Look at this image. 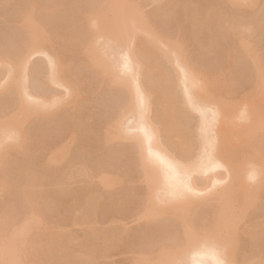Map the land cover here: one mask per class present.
<instances>
[{
    "label": "rangeland",
    "instance_id": "1",
    "mask_svg": "<svg viewBox=\"0 0 264 264\" xmlns=\"http://www.w3.org/2000/svg\"><path fill=\"white\" fill-rule=\"evenodd\" d=\"M101 5L102 9L98 10L103 14L98 20L99 27L111 29L106 27L111 24L116 28L121 22L128 21L133 12H137L139 18L145 20L146 28L159 35L161 42L158 47L169 55L180 54L179 58L187 59L195 67L206 71H215L219 66L229 64L237 86L234 83V86L231 84L232 87L225 86L228 93L224 92L225 89L222 90L223 84L222 87L219 85L221 88L217 87L219 90L214 88L218 85L213 87L216 90L213 91V99L219 105L227 103L233 106V115L226 121L229 129L238 131L240 128L239 131H243L242 126L248 125V121L247 123L236 116L241 114L242 108L243 112L250 111L252 105L250 108L245 107V103L248 99L254 103L251 95L255 98L257 95L259 102H262L261 98L263 100L264 91H260V85L255 86V90L250 89V86L246 87L245 84L254 82L255 77L252 80L248 58L241 56L233 48L238 44H245L256 54L260 61L259 67L264 68V0H240L236 5L227 4L225 0H0V125L6 124L16 132L20 131L16 135L18 139L15 138L14 142L4 140V146L0 147V177L7 184L4 188L0 182V214H7L6 226L4 223L3 226L0 225V264H44V260H49L52 256L50 251L47 252V247L53 244L66 248L65 254L62 251L64 247L59 249L65 258H69L65 261L70 264L74 263L75 258L87 254L92 260L89 262L81 258L79 264H153L156 261L155 256L149 253L154 252L158 244L167 243L170 236H180L178 224L182 218L188 217L193 221L191 228L194 231H200L202 225L208 228L206 230L211 229L210 208L218 201V190H221L220 186L226 180L211 190L208 188L210 191L206 190L207 193L205 191L192 206L181 203L177 204L176 209H172L170 206L173 204H164L167 208L170 205V209L145 219L142 217L144 208L141 206L144 204L142 197L144 191H147V183L134 162L131 140H101L103 124L113 117L125 99V93L114 82L127 75L120 72L116 76L101 72L96 74L86 67L88 53L82 49L85 41L83 18L88 11ZM170 7L172 11L168 14ZM165 8L169 9L166 13L163 10ZM211 10L214 13H225L229 24L252 23V30L237 35L226 28L224 21L209 24L213 25V30L211 26L206 27L207 29L195 28L192 24L194 16L200 22L205 17L208 20L207 13ZM24 12H31L38 25L51 32L52 38L48 45L61 52L57 67L62 71L63 77L67 78V83L74 84L72 87L76 89L74 95L77 97L68 96L65 88L60 85L50 84V56L34 55L29 58L25 72L15 76L33 97L28 99L29 106L42 100L49 101L53 96L61 101L56 108H52V113L45 114L43 118L25 114L20 121L17 116L20 110L16 94L5 87L7 70H10L5 57L16 59L26 45L28 30L25 23L22 26L23 22H20ZM140 35L126 37L125 46L133 48L137 40L141 39ZM104 41L102 38L97 39L93 49L98 51L100 43ZM168 45H171L173 55ZM228 49L231 51L229 60L228 54L226 55L229 53ZM51 51L48 48V52ZM136 59L144 60L138 55ZM159 62L162 67L169 68L165 70H172L163 57H160ZM145 75L144 71L140 76L141 81H147ZM217 78L223 80L224 76L217 74ZM218 83L219 81L216 84ZM156 84H159L157 78L153 83L147 84V95L152 103L158 100ZM178 89L175 91L180 94ZM232 89L236 91L230 93ZM180 107L186 109L182 105ZM254 107L253 104L251 109ZM151 110L150 116L159 127L158 110ZM182 113V122L186 127L183 125V130L194 141L190 156L193 158L198 150L196 128L199 118L198 114L189 110ZM176 114L179 118L178 111ZM15 116L16 120L13 121ZM254 124L253 127L249 125L250 130H255L248 140H251L250 145L259 140L257 147L264 151V136L260 138L264 135V123ZM160 135V140L164 143L162 133ZM53 146L60 147L67 153L60 150L65 154L60 164L46 162ZM172 149L174 148H169L173 151L171 154L178 155ZM236 152L239 162L244 164L253 163L250 157L256 156L249 146H243V150L239 147ZM78 168H83L85 172L77 173ZM222 172L224 173L219 170L215 174L223 178ZM102 173H106L103 178ZM119 175L123 180H120ZM30 177V181L37 180L38 183L27 186V179ZM105 178L110 180L109 183H103ZM261 179L257 197L248 206L246 217L235 219L239 212L232 215L236 245L232 247V258L227 264H264V245L255 260L257 263H248L247 260L251 257L247 236L251 225L261 220L264 209V169ZM246 186L249 192L254 188L250 181ZM23 190H31L29 199L21 196ZM157 205H154L155 210L159 207ZM37 214L41 216L40 222L30 219ZM21 225L26 229L24 233ZM107 235L112 236V241L104 243L103 239ZM18 238L15 251L6 253V247ZM68 238L69 242L65 240ZM58 251L51 253L58 257ZM63 254L60 256L64 257ZM42 255L45 258L43 260ZM56 259L52 261L57 262ZM48 260L45 264L51 263Z\"/></svg>",
    "mask_w": 264,
    "mask_h": 264
},
{
    "label": "bare ground",
    "instance_id": "2",
    "mask_svg": "<svg viewBox=\"0 0 264 264\" xmlns=\"http://www.w3.org/2000/svg\"><path fill=\"white\" fill-rule=\"evenodd\" d=\"M225 1L227 4L236 5L240 0ZM170 6L172 7V5ZM166 8L163 10H166ZM98 9H102V5L99 8L88 11L85 14V18H83L85 22V41L83 42L82 49H84L86 54L88 53L87 64L85 63L87 65L86 67L96 74L98 72L115 76L119 72L127 74L125 77L118 78L114 82V85L120 86L123 93H125V99L113 117L103 124L101 140L104 142L113 139L129 138L131 140L135 154L134 162L139 173L147 183V191H144L145 194L143 193L144 197H142L144 204L141 201L143 204H141V207L144 208L142 210V217L149 219L153 214L164 212L170 209V207L176 209L177 204L181 205V203H187L192 206L200 196H203L208 188L211 190V188L216 187L223 180H226L225 184L220 186L221 190H218V201L210 208V216L212 219L211 229L206 230L208 228L202 225L200 231H194L191 228L193 221L188 219V217L187 219L186 217H184L185 219L182 218L178 224L180 236H170L168 240L170 243H160L154 252L149 253L155 256L154 260L156 261L153 264H227L232 258V247L236 245V234L233 230L234 219H232V215L239 212L235 216V219L238 217L242 219L246 217L247 208L257 197V192L260 189L258 184L263 177L264 151L257 147L258 139L257 142L255 140L254 144L250 145L251 140H248V137L255 130V128L250 130L254 123V125L264 123V96L263 100L261 98L262 102H259L260 99L257 95L256 98L254 95H251L254 103L248 99L245 107L248 106L250 108L252 105L251 108H253L254 104V109L250 108L249 111L245 108L247 111L244 110L243 112L244 108L241 107L242 112L239 114L240 116L235 115L237 118H242L246 122H249H247V126H242L243 131H239L240 128L238 131L236 129L234 130V128L229 129L226 127V121L233 115V106L227 103L219 105L213 99V91L215 90H213V87L215 85H218L214 87L216 90L219 85L221 87L224 85L222 87L224 91L226 87H232L236 83L234 82L235 78H232L233 72L229 64H226L224 67L221 65L215 71H206L197 66L195 67L187 59L180 57L182 59L181 61L179 58L180 54L174 56L169 55L158 47V44L161 42L159 35L150 31L149 28H146L147 25L144 24L145 20L142 21L137 12H133L128 21L121 22L116 28L111 24L106 26L111 29H105L102 26L99 27L98 20L103 13ZM168 10L164 11V13ZM171 11L172 9L168 11V14ZM32 15L31 12H27L24 16L22 14L23 17H21L22 21L20 22H23L21 25L24 26L25 23V27L28 30L26 45L21 51L22 54L16 56V59H11L13 57H5L6 64L10 67V70H7V84L5 87L6 89H12V92L16 94L15 98L16 101L18 100V108L20 110L17 116L20 118V121L25 114L43 118L45 114L52 113L50 112L52 108H56L61 101L51 95L53 97H50L52 99L49 101L42 100L40 103L35 102L33 103L34 105L29 106L30 100L28 99L33 97L26 91L23 84L16 80L15 76L25 72V67H27L30 61L29 58L34 55L43 54L48 57L50 56L49 58L47 57L50 60V64H48L51 65V68H48L49 70L51 69L49 72L50 75L48 74V77L51 76L48 79L50 84L60 85L65 88L68 96L77 97L74 95L76 89L72 87L74 84L67 83V78L63 77L62 71L57 67V59L62 56L61 52L57 48L48 45L52 38L51 32L44 29L41 25H38L35 17L33 18L34 15ZM207 17L209 18L208 20L205 17L204 21L200 22L194 16L192 21L193 26L195 28L204 27L205 29L211 26V29H214L212 27L213 25L209 24L224 21L226 28L234 31L237 35L251 31L253 26L252 23H250L252 25L249 23L245 25L240 22L229 24L227 23L228 18L226 14L220 11L214 13L211 10L207 13ZM254 22H257V20H254ZM134 34H141V39L137 40L133 48H127L125 46L126 37L129 35L133 36ZM101 38L105 41L100 43L98 51H96L93 49V45L97 39ZM48 48L52 49L51 53L48 52ZM168 48L171 50V45H168ZM230 49H228L229 53H226V55L228 54V59L226 56L227 60L231 58ZM233 49L241 56L248 58V63H250V68L252 69V80L255 77L254 82L250 81L248 84H245L247 85L246 87L250 86V89L254 88L255 90V86L260 85V91H264V68L261 69L259 67L260 61L257 59L256 54L251 52L243 43L238 44ZM171 52L173 55L174 51L171 50ZM137 55L144 60H137ZM160 57H163L165 62L169 63L172 69L171 71L165 70L166 68L169 69L168 67L164 68L160 65ZM144 71L147 81L140 80V76ZM217 74L223 75L224 79L219 80ZM155 78L159 80V84H156L158 100L152 103L147 95V84L153 83ZM199 78L203 79L200 80ZM218 81L219 83L216 84ZM238 81L237 84L239 83ZM257 87L256 90L258 89ZM177 88L180 89V94L175 91ZM227 91L225 89L224 92L228 93L229 91ZM235 91L232 89L230 93ZM258 94L260 96V93ZM38 98H35V100ZM73 100L72 103H75ZM179 105H182L186 109L179 108ZM152 108L158 110L159 120H157L159 121V127L155 125L154 118L150 116ZM180 110L182 112L189 110L198 114L199 122L196 128L198 150L196 157L193 156L194 159L190 157L194 147V141L183 130V125L185 127L184 122H182L184 113ZM177 111L179 118L176 114ZM15 120L16 116L13 121ZM160 133H162L164 143L160 140ZM17 134H20L19 130L16 132L6 124L0 125V147L4 146V140L7 141L9 139L13 141L17 138ZM263 136H260V138L262 139ZM243 146H249L250 151H253L256 155L254 158L253 156L250 157L253 163L244 164L239 162L236 150H239V147L240 150H243ZM169 148H174L172 150L178 152V155L171 154L173 151H170ZM60 150H62L60 147H51L49 158L46 162L60 164V161L65 158L63 156L67 154L65 150H62L65 153L63 155V152ZM219 170L224 171V173H221L224 176L223 178L215 174ZM81 172L84 173L85 171H83V168H78L77 173ZM24 175H26V172ZM33 176L31 175L32 178H34ZM105 176L106 173H102V178ZM31 177L27 179V181L29 180L27 186L30 184L34 186L35 183H38L36 182L37 180H33L34 183L30 181ZM119 178L123 180L121 175H119ZM109 181L105 178L103 183L107 184ZM249 181L254 184V188L250 192L246 189L248 188L246 183ZM0 182L3 183L4 188L7 186L5 184L6 181L2 177H0ZM30 195L31 190H23L21 193L24 199H29ZM31 199L34 201V198ZM156 204L159 207L161 206L159 204H162V208L157 210L158 207L155 210L154 205ZM164 204L173 205H167V208ZM163 205L165 206L164 208ZM261 215V220L251 225L247 236L250 250L249 254L251 255L250 258H247L249 260L248 263H257L255 260H257L261 247L264 245V209ZM6 217L7 214L5 212L0 214V225L2 224L3 226L5 224L4 226H6ZM30 219L40 222L41 216L37 214ZM21 227L22 233H24L26 229L22 225ZM93 234L95 235V232ZM65 240L70 241L69 238ZM17 241L19 242V238L13 244L6 247V253L15 251ZM109 241H112V236L107 235L103 239V242L107 243ZM68 242H66L65 246H67ZM60 247L63 248L64 246H59L58 244L49 245L47 252L50 251L49 253L53 257L50 256L48 260L42 255L43 258L41 260L45 259V262L48 260V262H51L49 264H68L69 262H66L68 257L65 258L64 255V249L66 248H63V254L59 249ZM52 251H58L57 255L59 254V256L55 257L56 255L52 254ZM60 254H63L64 257H61ZM77 258H75L74 263L72 262L73 264H79L81 258V260H88L89 262L92 260L88 254ZM55 259L57 262L52 261Z\"/></svg>",
    "mask_w": 264,
    "mask_h": 264
}]
</instances>
